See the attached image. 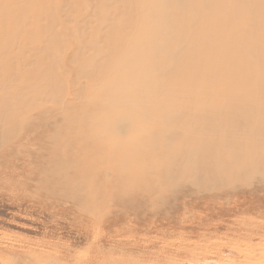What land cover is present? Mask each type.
Instances as JSON below:
<instances>
[{"label": "bare ground", "instance_id": "bare-ground-1", "mask_svg": "<svg viewBox=\"0 0 264 264\" xmlns=\"http://www.w3.org/2000/svg\"><path fill=\"white\" fill-rule=\"evenodd\" d=\"M40 137L92 217L264 191V0H0V177Z\"/></svg>", "mask_w": 264, "mask_h": 264}, {"label": "rangeland", "instance_id": "rangeland-1", "mask_svg": "<svg viewBox=\"0 0 264 264\" xmlns=\"http://www.w3.org/2000/svg\"><path fill=\"white\" fill-rule=\"evenodd\" d=\"M22 149L1 170L0 264H245L240 249L264 250V191L240 185L182 198L158 219L170 205L153 202L138 220L110 202L92 217L64 198L68 180L46 161L54 152L46 139Z\"/></svg>", "mask_w": 264, "mask_h": 264}]
</instances>
